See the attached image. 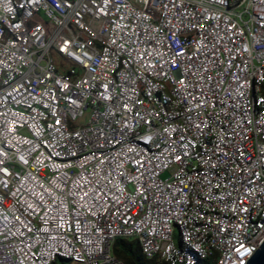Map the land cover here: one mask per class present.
<instances>
[{
	"label": "built area",
	"instance_id": "obj_1",
	"mask_svg": "<svg viewBox=\"0 0 264 264\" xmlns=\"http://www.w3.org/2000/svg\"><path fill=\"white\" fill-rule=\"evenodd\" d=\"M116 240L264 243V0H0V264H123Z\"/></svg>",
	"mask_w": 264,
	"mask_h": 264
},
{
	"label": "trees",
	"instance_id": "obj_2",
	"mask_svg": "<svg viewBox=\"0 0 264 264\" xmlns=\"http://www.w3.org/2000/svg\"><path fill=\"white\" fill-rule=\"evenodd\" d=\"M111 252L123 264H165L158 259H146L136 241L116 240ZM59 261L64 264V260L61 259H57L53 264H58Z\"/></svg>",
	"mask_w": 264,
	"mask_h": 264
},
{
	"label": "water",
	"instance_id": "obj_3",
	"mask_svg": "<svg viewBox=\"0 0 264 264\" xmlns=\"http://www.w3.org/2000/svg\"><path fill=\"white\" fill-rule=\"evenodd\" d=\"M245 264H264V243L260 245Z\"/></svg>",
	"mask_w": 264,
	"mask_h": 264
},
{
	"label": "rangeland",
	"instance_id": "obj_4",
	"mask_svg": "<svg viewBox=\"0 0 264 264\" xmlns=\"http://www.w3.org/2000/svg\"><path fill=\"white\" fill-rule=\"evenodd\" d=\"M87 117H88V113H87ZM174 232H175V240H178L179 232L177 227H174ZM58 264H61V262L59 261ZM64 264H70V263L68 261H64ZM203 264H206V262H203Z\"/></svg>",
	"mask_w": 264,
	"mask_h": 264
}]
</instances>
